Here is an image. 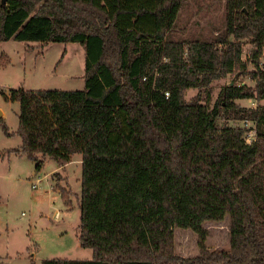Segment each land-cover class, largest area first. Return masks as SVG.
<instances>
[{
	"label": "trees",
	"instance_id": "16d2710c",
	"mask_svg": "<svg viewBox=\"0 0 264 264\" xmlns=\"http://www.w3.org/2000/svg\"><path fill=\"white\" fill-rule=\"evenodd\" d=\"M182 4L0 0V41L85 51L82 90L6 96L19 103L14 151L36 170L46 157L64 166L81 155L78 239L93 257L41 264H264V104L236 103L264 100V0H225L224 31L211 39L172 37ZM251 63L253 86L227 83L212 105L201 100L212 81ZM187 88L198 89L189 100ZM247 120L250 142L238 124ZM226 215L230 246L211 250L204 223ZM175 227L196 233V255L176 252Z\"/></svg>",
	"mask_w": 264,
	"mask_h": 264
},
{
	"label": "rangeland",
	"instance_id": "374dc122",
	"mask_svg": "<svg viewBox=\"0 0 264 264\" xmlns=\"http://www.w3.org/2000/svg\"><path fill=\"white\" fill-rule=\"evenodd\" d=\"M225 0H183L175 22L172 37L211 39L224 31ZM252 46L244 45L243 59L250 55ZM85 51L78 42L0 41V264H41L46 258L91 259L93 250L79 243L81 155L74 154L64 167L46 157L39 170L35 162L14 149L21 145L16 134L19 103L6 96L11 89L84 88ZM264 64V52L260 64ZM234 71L212 81L201 100L215 101L220 88L227 84L253 86L249 71ZM198 89L187 88L185 100ZM236 103L256 108L264 100L238 99ZM222 125L224 121L218 119ZM231 125H237L230 121ZM6 125L7 134L3 129ZM250 128L249 120L238 122ZM62 190L66 193L65 198ZM209 249H227L230 246V219L206 222ZM175 250L182 256L198 253L197 235L188 228H174Z\"/></svg>",
	"mask_w": 264,
	"mask_h": 264
},
{
	"label": "built area",
	"instance_id": "2783aa9c",
	"mask_svg": "<svg viewBox=\"0 0 264 264\" xmlns=\"http://www.w3.org/2000/svg\"><path fill=\"white\" fill-rule=\"evenodd\" d=\"M253 114L255 115L256 113L254 112ZM243 136L247 142H250L255 137V132L254 130L247 128Z\"/></svg>",
	"mask_w": 264,
	"mask_h": 264
},
{
	"label": "water",
	"instance_id": "95a60500",
	"mask_svg": "<svg viewBox=\"0 0 264 264\" xmlns=\"http://www.w3.org/2000/svg\"><path fill=\"white\" fill-rule=\"evenodd\" d=\"M4 2L5 1H7V0H3ZM2 115H3V113H2V111L0 110V119L2 118Z\"/></svg>",
	"mask_w": 264,
	"mask_h": 264
},
{
	"label": "crops",
	"instance_id": "0c3cea01",
	"mask_svg": "<svg viewBox=\"0 0 264 264\" xmlns=\"http://www.w3.org/2000/svg\"><path fill=\"white\" fill-rule=\"evenodd\" d=\"M61 167H64V166H61Z\"/></svg>",
	"mask_w": 264,
	"mask_h": 264
}]
</instances>
